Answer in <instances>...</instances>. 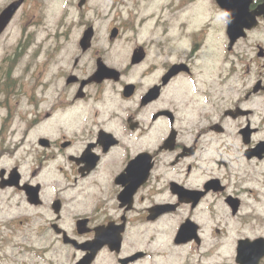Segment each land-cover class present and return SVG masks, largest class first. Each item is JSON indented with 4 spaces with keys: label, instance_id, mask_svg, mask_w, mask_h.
<instances>
[{
    "label": "flooded vegetation",
    "instance_id": "flooded-vegetation-1",
    "mask_svg": "<svg viewBox=\"0 0 264 264\" xmlns=\"http://www.w3.org/2000/svg\"><path fill=\"white\" fill-rule=\"evenodd\" d=\"M49 1L0 0V264H264V0Z\"/></svg>",
    "mask_w": 264,
    "mask_h": 264
},
{
    "label": "rangeland",
    "instance_id": "rangeland-1",
    "mask_svg": "<svg viewBox=\"0 0 264 264\" xmlns=\"http://www.w3.org/2000/svg\"><path fill=\"white\" fill-rule=\"evenodd\" d=\"M2 1V0H1ZM53 1H56V4L59 6V12L61 11V13L59 14V17L60 16H62L63 14H69V19H71V17L72 16H74V17H76V12H75V10L72 8V7H70L67 3H65V1H69V0H50L49 1V8H50V10H52V9H54V6H53ZM131 7V13H133V11L134 10H138L139 9V7L138 6H136V5H133V6H130ZM58 14V13H57ZM49 21L52 23V24H54L50 19H49ZM6 35H8V36H12L13 35V33L12 32H10V33H8V34H6ZM4 45H6V43L4 42V43H0V47H2V46H4ZM1 51V50H0ZM25 109H26V107L25 106H23V107H20V111H25ZM24 126V124L23 123H21V122H17V128H20V127H23Z\"/></svg>",
    "mask_w": 264,
    "mask_h": 264
},
{
    "label": "water",
    "instance_id": "water-1",
    "mask_svg": "<svg viewBox=\"0 0 264 264\" xmlns=\"http://www.w3.org/2000/svg\"><path fill=\"white\" fill-rule=\"evenodd\" d=\"M18 5H11L8 7L0 16V31L3 29V27L10 21V18L12 17L13 13L17 9Z\"/></svg>",
    "mask_w": 264,
    "mask_h": 264
}]
</instances>
